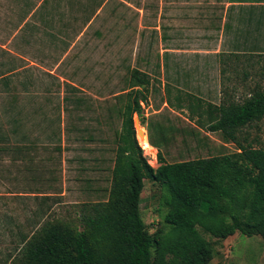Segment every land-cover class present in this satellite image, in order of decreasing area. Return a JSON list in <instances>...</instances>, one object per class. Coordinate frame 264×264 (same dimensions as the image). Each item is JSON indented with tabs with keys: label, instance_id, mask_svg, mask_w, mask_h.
Listing matches in <instances>:
<instances>
[{
	"label": "rangeland",
	"instance_id": "obj_1",
	"mask_svg": "<svg viewBox=\"0 0 264 264\" xmlns=\"http://www.w3.org/2000/svg\"><path fill=\"white\" fill-rule=\"evenodd\" d=\"M73 2L74 8L63 7L66 15L80 14L79 0H65V4ZM104 4L89 32L103 56L88 73L85 67L74 76L15 71L6 50L10 29L7 24L0 27V78L7 76V83L0 81V181L15 183L23 193L33 191L40 181V187L50 193L67 189L61 203L38 226L33 218L36 227H27L26 236L46 221L74 220L78 224L85 203L108 198L121 128V96L131 90L134 70L150 76L149 104H143L145 122L134 116L143 149L148 105L155 102L154 95L164 100L155 91L158 84L163 85V76H179L176 82L185 90L173 93L174 105L189 107L186 115L192 122L178 125L181 138L162 141L167 162L232 154L241 146L264 149V117L238 128L233 136L208 127L219 119L221 104L241 102L255 91H264V51L251 54L246 47L258 39L244 42L238 37L242 12L237 7H230L229 0H106ZM61 77L78 87L67 110ZM17 120L19 128L14 131ZM38 140L43 144L33 145ZM144 154L152 166H158L156 148L155 156L148 148ZM165 193L160 183L144 180L141 215L152 234L159 228L163 233L170 230ZM25 215L20 207L18 223ZM204 235L216 250L209 264H264L261 234L236 232L227 239ZM24 238L18 235L17 257ZM161 240V236L155 239L153 257L174 264L178 250L171 245L158 247Z\"/></svg>",
	"mask_w": 264,
	"mask_h": 264
},
{
	"label": "trees",
	"instance_id": "obj_2",
	"mask_svg": "<svg viewBox=\"0 0 264 264\" xmlns=\"http://www.w3.org/2000/svg\"><path fill=\"white\" fill-rule=\"evenodd\" d=\"M230 2L237 3L242 12L238 37L244 42L251 37L264 40V0ZM259 42L246 47L251 54L264 51ZM6 77L0 81L7 83ZM133 77L131 90L121 96V128L108 198L85 203L78 224L46 221L25 236L16 264H171L153 257L158 236L162 237L158 247L171 245L178 250L174 264H209L216 250L204 233L217 239L236 232L264 237V149L241 146L232 154L167 162L147 125L145 148L158 150L159 164L152 166L134 126L135 115L145 122L143 104L149 100L150 76L134 70ZM71 100L70 95L64 97L65 110ZM219 111V119L208 125L209 130L233 136L238 128L264 117V91H255L241 102H225ZM17 128L18 120L14 131ZM146 178L166 189L167 232L159 228L150 233L142 218L140 201Z\"/></svg>",
	"mask_w": 264,
	"mask_h": 264
},
{
	"label": "crops",
	"instance_id": "obj_3",
	"mask_svg": "<svg viewBox=\"0 0 264 264\" xmlns=\"http://www.w3.org/2000/svg\"><path fill=\"white\" fill-rule=\"evenodd\" d=\"M88 1L77 2L80 14L66 15L63 7L74 8V2L70 5L65 4V0H0V27L7 24L10 29L11 37L6 50L14 62V70H30L33 76H74L82 73L84 67L86 73L92 66L96 67L98 58L103 54L98 53L97 45L92 42L89 32L106 0ZM229 3L230 7L236 8L237 3L233 5L230 0ZM8 72L10 75L11 69ZM61 79L64 84L63 100L66 95H73L78 87L72 82L66 83L63 77ZM178 79L179 76H163V85L158 84L155 91L164 100L154 95L155 102L148 105L146 126L149 125L151 135L160 144L167 139L169 141L182 137L178 126L181 122L192 124L186 115L189 114V107L174 105L173 93H178V89L185 90L176 82ZM184 135L188 136L186 133ZM33 143L42 145L43 141ZM180 160H183L182 157ZM65 162L63 160L64 164ZM0 182V264H16L18 235L23 238L27 235V227L38 226L45 214L61 203L60 199L66 195L67 189L64 187L63 190L50 193L40 187V181L33 191L23 193L17 191L15 183ZM63 184H66L65 181ZM20 207L24 208L26 215L25 219L20 217L18 223ZM33 218L36 226L32 223Z\"/></svg>",
	"mask_w": 264,
	"mask_h": 264
},
{
	"label": "bare ground",
	"instance_id": "obj_4",
	"mask_svg": "<svg viewBox=\"0 0 264 264\" xmlns=\"http://www.w3.org/2000/svg\"><path fill=\"white\" fill-rule=\"evenodd\" d=\"M147 148L150 150V154L153 155V154L155 153V150H154V149H152V148H150V147H146L145 149H147ZM154 156H155V154H154Z\"/></svg>",
	"mask_w": 264,
	"mask_h": 264
},
{
	"label": "water",
	"instance_id": "obj_5",
	"mask_svg": "<svg viewBox=\"0 0 264 264\" xmlns=\"http://www.w3.org/2000/svg\"><path fill=\"white\" fill-rule=\"evenodd\" d=\"M137 124H139V123H138V121L136 120V124H135V125L137 126ZM138 131H139V129H138ZM140 134H141V131H140Z\"/></svg>",
	"mask_w": 264,
	"mask_h": 264
}]
</instances>
